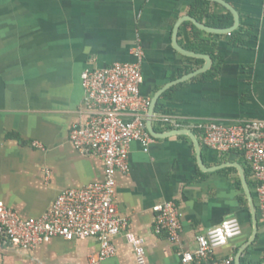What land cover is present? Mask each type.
Instances as JSON below:
<instances>
[{"label":"crops","instance_id":"1","mask_svg":"<svg viewBox=\"0 0 264 264\" xmlns=\"http://www.w3.org/2000/svg\"><path fill=\"white\" fill-rule=\"evenodd\" d=\"M223 1L255 34L234 47L229 35L195 36L186 22L180 25L176 42L186 51L200 41L213 45L220 62L217 75L206 79L200 74L164 91L172 90L166 113L154 110L152 119L153 130L162 136L152 137L147 152L132 143L128 172L116 175L118 214L143 239L144 264H182L181 256L196 249L199 235L230 217L238 219L242 233L217 249L215 257L264 264V223L242 156L207 148L190 127L177 130L158 121L167 115L188 127L264 120V0ZM194 2L0 0V202L23 220L39 219L62 192L103 181L102 160L81 155L70 140L72 126L86 120L83 71L132 62L139 41L144 52L141 94L151 103L161 89L205 64L173 45L174 27L191 16ZM210 59L211 69L216 63ZM187 67L193 70L179 76ZM145 123L147 129V117ZM183 130L194 134L199 155L189 136L175 134ZM166 202L179 213L181 233L175 243L154 232L153 208ZM113 245L114 256L102 264H139L123 235ZM98 250L94 239L56 238L31 250L0 240V264H88Z\"/></svg>","mask_w":264,"mask_h":264},{"label":"built area","instance_id":"2","mask_svg":"<svg viewBox=\"0 0 264 264\" xmlns=\"http://www.w3.org/2000/svg\"><path fill=\"white\" fill-rule=\"evenodd\" d=\"M132 56V62L85 70L81 75L86 120L72 126L70 140L81 155L102 160L103 181L62 192L52 209L39 219L23 220L0 202V240L4 245L31 250L56 238L68 242L94 239L99 250L89 256L88 264H102L115 254L113 239L123 235L138 263L144 264V241L128 230V221L118 214L115 203L116 175L128 172L131 144L139 143L147 152L154 141L145 125L150 101L141 94L144 52L139 41ZM158 121L177 130L190 127L199 133L207 148L218 153L240 154L251 174L264 223V120L208 122L188 127L167 115L159 116ZM153 211L155 234L177 242L181 225L176 206L166 202L156 205ZM241 233L238 219L227 218L199 235L196 249L184 253L181 263L233 264L232 258L215 257V251Z\"/></svg>","mask_w":264,"mask_h":264},{"label":"trees","instance_id":"3","mask_svg":"<svg viewBox=\"0 0 264 264\" xmlns=\"http://www.w3.org/2000/svg\"><path fill=\"white\" fill-rule=\"evenodd\" d=\"M194 4L191 6L190 15L195 18L198 22L203 23L204 25L212 28L225 29L229 28L233 25V16L226 9L221 7L216 3H211L204 0H194ZM244 17L241 18L240 27L227 36L230 39V44L234 47L243 46L250 37H252L254 33L253 26L245 27L244 26ZM184 27L190 28L192 35H204L205 33L199 31L196 27H194L191 23L186 22ZM206 35V34H205ZM199 45L189 44L187 46V50L209 55L214 61L215 65L206 73L202 74V78L206 79H214L217 75L219 69V60L215 57L214 49L212 44H208L207 42L200 41ZM190 63L196 64V66L200 65L202 61L195 59H188ZM193 67L185 68L179 76H182L185 73L191 72ZM172 90L164 93L162 97L158 100L157 105L155 107V114H165V100H167L171 95ZM264 260V259H263ZM242 264H245V260L242 259Z\"/></svg>","mask_w":264,"mask_h":264},{"label":"water","instance_id":"4","mask_svg":"<svg viewBox=\"0 0 264 264\" xmlns=\"http://www.w3.org/2000/svg\"><path fill=\"white\" fill-rule=\"evenodd\" d=\"M204 1L216 3V4H219L222 7H224L228 12H230L232 14L233 25L231 27L225 28V29L212 28V27H208V26L204 25L203 23L198 22L195 18H193L191 16L183 17L176 23V25L174 27V31H173V35H174L173 45H174L176 51H178L180 54L187 56V57H191V58H195V59H203L205 61V64L200 69H198L194 72H191V73L181 77L180 79L173 81L172 83L168 84L166 87L161 89L155 95V97L152 99L150 106H149L148 115H147V131L154 138H159L162 136V135L156 133L152 128V119H153V115H154L155 106L157 104L159 97L162 95V93L164 91H166L168 88H170L172 85L187 81V80H189V79H191L197 75H200V74L207 72L211 67V59L209 56L200 55V54H196L194 52L186 51L185 49H183L182 47H180L177 44L176 38H177V33H178L180 25L183 22H190L198 30L206 32L208 34H213V35H230L231 33L236 31L240 27V15L236 11V9H234L230 4H228L227 2H225L223 0H204ZM175 134H184V135L189 136L193 140L196 152L199 155L200 148H199L198 141L195 138L194 134L190 130L176 131ZM242 180H243V183L245 184L244 177ZM248 200H249L250 205L252 206L253 203H252V199H251L250 195H248ZM236 264H239V260L236 261Z\"/></svg>","mask_w":264,"mask_h":264},{"label":"clouds","instance_id":"5","mask_svg":"<svg viewBox=\"0 0 264 264\" xmlns=\"http://www.w3.org/2000/svg\"><path fill=\"white\" fill-rule=\"evenodd\" d=\"M221 242H223V241H221Z\"/></svg>","mask_w":264,"mask_h":264}]
</instances>
